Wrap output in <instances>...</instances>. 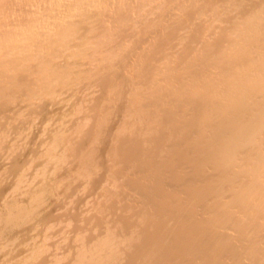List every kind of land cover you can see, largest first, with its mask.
<instances>
[{
	"label": "bare ground",
	"instance_id": "obj_1",
	"mask_svg": "<svg viewBox=\"0 0 264 264\" xmlns=\"http://www.w3.org/2000/svg\"><path fill=\"white\" fill-rule=\"evenodd\" d=\"M0 264H264V0H0Z\"/></svg>",
	"mask_w": 264,
	"mask_h": 264
}]
</instances>
